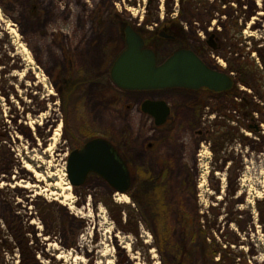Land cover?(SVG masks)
Here are the masks:
<instances>
[{"label":"rangeland","instance_id":"1","mask_svg":"<svg viewBox=\"0 0 264 264\" xmlns=\"http://www.w3.org/2000/svg\"><path fill=\"white\" fill-rule=\"evenodd\" d=\"M188 1L0 0V72L12 70L0 79V133L5 136L0 172L19 169L17 154L27 148L16 136L24 146L28 141L34 169L40 173L42 165L51 176L46 198L31 210L48 231L38 239L50 235L59 248L67 246L57 251L51 245V255L44 256L29 222L22 230L0 194V264H264V227H256L253 218L256 202L264 201V156L256 162L249 128L256 104L250 91L257 80L264 82V18L258 15L264 13V0ZM8 22L16 26V35L6 28ZM128 26L140 30L159 64L177 50L190 49L215 69L213 56L231 53L228 66L236 74L237 94L118 88L109 70L126 48ZM209 29L222 48L205 57L201 51ZM17 62L23 66L17 68ZM30 83L38 87L30 93L21 89ZM145 100L165 101L172 109L170 123L157 130L154 118L142 112ZM228 110H237V125L220 119L233 117ZM51 114L54 123L44 127ZM86 124L113 128L114 140L124 148L129 144L123 154L142 175L133 186L135 203L111 201L98 217L92 201L88 212L62 194L74 190L65 191L69 180L56 155L63 133L75 134ZM92 186L93 194H101L96 183ZM96 236L98 247L91 243ZM94 248L100 249L96 258H86V249Z\"/></svg>","mask_w":264,"mask_h":264},{"label":"flooded vegetation","instance_id":"2","mask_svg":"<svg viewBox=\"0 0 264 264\" xmlns=\"http://www.w3.org/2000/svg\"><path fill=\"white\" fill-rule=\"evenodd\" d=\"M209 30L211 32V34L209 35V39L207 40V42H203V48L205 47V50L201 51L202 54L205 55V57H208L207 54L211 50L214 52H217L218 48L219 49L222 48V46L218 44L219 39H218L217 33H215L213 29H209ZM211 36H214L213 40H210ZM231 56H232L231 53H229L227 57L220 56V55H218L217 57L215 55L213 56V59H215V63L217 64L215 70H219L223 73L228 74L234 82V85L231 90L219 93L224 96H228V95L232 96L234 94L235 95L237 94V79L235 77L236 74L234 72H230L229 71L230 68L228 66V58H231ZM235 56H236V59H238L237 57H239V54L236 53ZM205 64L210 67L208 63H205ZM113 65L111 67V70H109V73H110L109 75L112 81H113V78H112ZM11 72L12 70H10L9 72H0V79L4 81L3 79H5L6 76H8V74ZM84 80L86 81V79ZM2 84H1V87H2ZM165 90L193 91V90H186V89H179V88L165 89ZM200 90L207 91L212 94H216L207 89H200ZM127 92L150 93V92H158V91H127ZM250 93L252 95L251 96L252 99H254V102L256 103L255 105L253 104L252 106L253 116H252V124L250 126V129H251L252 134L254 135V140H255L256 162L258 161L261 162V160H257V159H259L262 155L264 156V114H263L264 112H263V108H260V105H263L264 107V103L261 101L262 99H264V82L262 79L257 80L256 84L252 86V90L250 91ZM238 99L239 98L235 97L236 101H238ZM145 101L141 103V107ZM230 105L231 104H229V106ZM228 112H230V110H228ZM171 114H172V109H171ZM260 115H263V116L261 117ZM170 119H171V116L165 125L170 123ZM154 125L157 130H160L161 127L156 126L155 120H154ZM0 129H1V123H0ZM23 131L25 130L22 127L20 129V132H23ZM72 133L73 132H69V131L67 132L65 131V133H63L64 140L62 142V146L60 149H58L59 153H56V155L60 157V159L63 161V165H65L66 172L68 171L69 158L74 152H82L86 148V146L94 140H104L109 145H111L112 150L116 152L120 161L124 164L125 168L130 173V182H129L128 188L123 193H116L115 188L111 184H109L108 181L103 176L99 175L98 173H94V172L89 173L82 185L73 187L74 192L72 194H75L74 198H76L77 206L80 207L81 209L82 208H84L85 210L87 209V211L89 212L91 210L88 207L90 205L89 202L92 201V212L95 214L96 217H98L100 216L98 213V210L102 211V207L104 210H107V208L111 204V201H114L117 199L120 200L123 196H126L128 198V203L126 204H129L130 202L135 203V193H134L135 191H134L133 186H135L136 182L140 183L142 179V175L140 173L138 174L135 172V169L130 165L129 161H127L126 156H124L125 154H123V150L125 152L127 148H129V144L125 148H124L125 145L122 147L120 143L114 140V133H115L114 129L110 127H106V129H104L102 125H91V124L82 125L80 126V128L76 129L75 134H72ZM22 134L24 135V133ZM4 137L5 136H3L2 133H0V138H4ZM19 137L21 136H16V138H18L19 146L21 145L24 148H27V150L25 151L21 150L17 154L21 158L20 160L21 163L18 166L19 169H17V166H15V170H13V167H12L10 170L6 169L4 174H1L0 172V182H1L0 183V194L4 196L5 204L8 206V209L12 213L11 214L13 215L12 217H14L13 220L21 224L22 225L21 229L25 230L26 228H24L23 225L26 226L27 225L26 222H29L28 225H31V223L33 222V219L31 218H35L34 220H38V222H40V219H36V217H34V213L31 210L33 209L34 205L36 206V205L41 204L43 199L46 198L45 193L48 191V189H46V186H48L47 178L51 180V176L46 171H44L46 167L42 165H38L37 169H40L39 171L42 177L35 179V175L38 172L34 169V165H33L34 157H31L29 150H28L29 143L28 141H25V143L28 146H24L23 140L21 139L22 137L21 138ZM126 143H129V139L126 140V142L124 139L123 144H126ZM155 144H156V141L149 142L147 144V147L153 148ZM1 161H2V154H1V149H0V164H1ZM30 162L32 164H29ZM27 165L32 166L34 173L26 169ZM9 180L11 181L9 182ZM159 180H160L159 178L156 179V182ZM5 181L6 183H4ZM93 183H96V186L101 192V194H97V195L93 194V191H95L94 188H92ZM4 185H6L7 188H4ZM28 185L31 187L27 188ZM50 185L52 184H49V187ZM10 189L13 191L10 192L11 191ZM117 196L118 198H116ZM123 203L125 204V202ZM69 207L68 209H70ZM30 208H31L30 211L33 214V216L31 215V218H28L27 220H23L22 214H21L22 211L25 210L27 212H30L29 211ZM253 214H254L253 218L256 220V223H258L256 224V227H258V225H261L262 227H264V201L262 203L256 202ZM80 218L84 219V216H80ZM40 223L42 224V226L44 225L42 222ZM84 224H86V222H84ZM43 228L44 227H42V229H38L37 226H34L32 228L28 227V231H32L34 236L36 235L37 237H40V236H43V232L45 234H48V231H46V228L45 229ZM35 229H37L39 232H35ZM83 229H85V227ZM100 230H101L100 228L98 227L96 228V232ZM257 233H258V230H257ZM263 237H264V234H263ZM45 238L46 237H43L41 239L39 238V240L43 244V248L41 249V251L46 252L47 255L50 256L51 254L48 252L50 249L49 247L51 245H55L51 241L55 243L57 242L53 240L50 235L48 238L50 241H45L44 240ZM91 243L93 244L95 243L94 245L98 247L99 246L98 237L96 236L95 240L92 239ZM56 245L60 246L59 244H56ZM66 247L67 246L64 244L60 248L58 247L57 251L58 250L60 251L61 249L66 250ZM77 247H78L77 253H79L82 250V247H80L79 245H77ZM86 252L90 253L88 254L87 258L92 259V258H96V255H98V253L100 252V249L94 248L93 252L91 250L86 249ZM54 255L57 256L56 253H54ZM34 257L37 258V256H34Z\"/></svg>","mask_w":264,"mask_h":264},{"label":"water","instance_id":"3","mask_svg":"<svg viewBox=\"0 0 264 264\" xmlns=\"http://www.w3.org/2000/svg\"><path fill=\"white\" fill-rule=\"evenodd\" d=\"M160 36L173 39L165 32H161ZM213 38L211 36L210 40ZM125 41L126 48L112 68L113 81L122 90L180 88L222 93L231 90L234 85L228 74L207 66L193 50H177L159 64L155 51L146 46L144 38L131 26L125 29ZM141 109L154 118L157 127L165 125L171 116V108L165 101L147 100ZM91 172L103 176L116 193H123L128 188L130 173L104 140L90 142L82 152H74L69 158L67 175L73 187L82 185Z\"/></svg>","mask_w":264,"mask_h":264},{"label":"bare ground","instance_id":"4","mask_svg":"<svg viewBox=\"0 0 264 264\" xmlns=\"http://www.w3.org/2000/svg\"><path fill=\"white\" fill-rule=\"evenodd\" d=\"M260 17H262V18H264V13H259L258 14ZM256 20H259V21H261V19L260 18H256ZM6 28L7 29H10V31H11V33H13V34H17V30H16V26L15 25H13L12 23H10V22H8V24L6 25ZM18 59V58H17ZM16 65V64H15ZM23 66V64H20V62H17V68H20V67H22ZM36 87H38V85H36V84H34V83H30V84H23V86L21 87V89H23L26 93H30V91H31V88H36ZM45 102V101H44ZM52 111H54V110H52ZM38 112V111H37ZM52 113V112H51ZM35 114H37L36 112H35ZM55 117V115L54 114H51V115H48L47 117H46V119H45V122H44V124H43V126L44 127H47V126H49V125H52L53 123H54V118ZM42 129V128H41ZM19 138H21V137H19ZM26 169L27 170H29V171H31V172H33L34 173V170H33V168H32V166H30V165H27L26 166ZM42 176L40 175V173H37L36 175H35V179H38V178H41ZM72 185L69 183V184H66V187H65V191L67 190V191H71V189H72V187H71ZM31 186H27V188H30ZM62 189V188H61ZM64 192V191H63ZM54 194H55V196H58V194L56 193V192H53ZM64 196H66L67 198H73L74 196L70 193L69 195H65L64 193H62ZM122 201L123 202H125V203H128V198L126 197V196H123L122 198ZM57 201H61V200H59V199H57V198H55V202H57ZM61 204H63V205H65L62 201H61ZM70 208V210L72 209V207H69ZM31 210V208L29 209V211ZM91 213V212H90ZM22 219L23 220H27L28 218H31V215L33 216V214L31 213V211L30 212H27V211H25V210H23L22 211ZM80 214H81V212H80ZM31 219H33V222L31 223V228L32 227H34V226H37L38 227V229H42V224L40 223V222H38V220H34L35 218H31ZM26 222V221H25ZM115 237L117 238V240H115V244H116V242H118L119 240H118V238H119V236L118 235H115ZM35 238H36V247L37 248H39L40 249V251H41V249L43 248V244H42V242H40V240L38 239V237L35 235ZM45 241H50L48 238H45L44 239ZM52 246H55V248H58V245H52ZM38 249V250H39ZM126 249H129V247H127ZM47 255V253L45 252L44 253V256H46ZM87 256H88V253H87V255L85 256L86 258H87ZM62 258V257H61ZM59 259H60V257H59ZM63 259V258H62ZM83 260V259H82ZM84 261V260H83Z\"/></svg>","mask_w":264,"mask_h":264},{"label":"built area","instance_id":"5","mask_svg":"<svg viewBox=\"0 0 264 264\" xmlns=\"http://www.w3.org/2000/svg\"><path fill=\"white\" fill-rule=\"evenodd\" d=\"M208 111L210 110V108H207ZM233 113V121L231 122L232 125H237V120L239 119V116H237V112L235 110L232 111ZM217 115V113H215ZM215 115L210 116L211 119H214ZM220 119H224V116H220Z\"/></svg>","mask_w":264,"mask_h":264},{"label":"trees","instance_id":"6","mask_svg":"<svg viewBox=\"0 0 264 264\" xmlns=\"http://www.w3.org/2000/svg\"><path fill=\"white\" fill-rule=\"evenodd\" d=\"M188 2H189V3L195 2V3H194V5H195L196 2H197V0H189ZM194 5H193V6H194ZM148 24H149V20H148V22H146V25H148ZM173 30L176 31V32L178 31L177 33H180V34L182 33L181 28H179V27H178V28H174ZM137 31L141 34V32H140L139 29H138ZM173 34H174V33H173ZM142 37H143V36H142ZM143 38H144V37H143ZM144 39H145V38H144ZM145 41H146V40H145ZM146 44H147V41H146ZM216 95H219V94H216ZM244 108H245V107H244ZM248 113H249V111L247 110V114H246L247 116H248ZM250 113H252V108H251V112H250Z\"/></svg>","mask_w":264,"mask_h":264}]
</instances>
